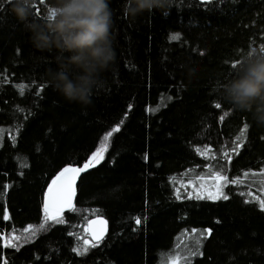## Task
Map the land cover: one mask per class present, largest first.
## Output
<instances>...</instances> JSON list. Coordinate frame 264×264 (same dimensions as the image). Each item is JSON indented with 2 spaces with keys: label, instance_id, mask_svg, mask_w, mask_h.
Masks as SVG:
<instances>
[{
  "label": "trees",
  "instance_id": "trees-1",
  "mask_svg": "<svg viewBox=\"0 0 264 264\" xmlns=\"http://www.w3.org/2000/svg\"><path fill=\"white\" fill-rule=\"evenodd\" d=\"M169 2L133 20L110 0L116 57L83 108L48 84L55 53L0 0V264H264V128L220 98L232 64L264 46V0ZM100 147L64 222L41 229L51 182ZM214 181L227 199L196 193ZM92 219L107 224L99 242Z\"/></svg>",
  "mask_w": 264,
  "mask_h": 264
},
{
  "label": "clouds",
  "instance_id": "clouds-1",
  "mask_svg": "<svg viewBox=\"0 0 264 264\" xmlns=\"http://www.w3.org/2000/svg\"><path fill=\"white\" fill-rule=\"evenodd\" d=\"M9 2L11 14L29 33L32 47L55 53L57 67L47 69L48 84L69 103L83 108L91 105L101 74L116 57L110 0H44L40 17L33 10L41 0ZM169 7V0H126L123 14L134 20L153 10L167 14ZM234 64L236 75L222 85L220 98L232 110L250 114L256 126L264 128V52L251 47Z\"/></svg>",
  "mask_w": 264,
  "mask_h": 264
},
{
  "label": "snow or ice",
  "instance_id": "snow-or-ice-1",
  "mask_svg": "<svg viewBox=\"0 0 264 264\" xmlns=\"http://www.w3.org/2000/svg\"><path fill=\"white\" fill-rule=\"evenodd\" d=\"M44 3V0H41V4ZM37 15H39V11L37 10L36 12ZM172 40H178L180 39L179 35H173L171 36ZM261 51L264 52V46H261ZM202 54V53H201ZM235 66V64H232V68ZM18 91L20 92L21 95L24 94L25 86L24 85H19ZM217 109L221 108L220 104L214 105ZM225 115H228V113H225ZM221 120L224 119V116L220 117ZM118 128H114L112 132L118 131ZM246 130H247V125H244V127L240 130V135L237 137L238 140L241 142L243 141V138L246 136ZM112 132H109L105 137L104 140L107 141L108 138L112 135ZM104 151V148L101 147L98 149L97 152L93 154V156L90 158V160L85 163L83 168H74V167H66L53 181H52V186L49 187L48 189V194L45 198L44 201V221L40 224V228L43 229L49 219L53 220L55 223H63V219L60 217V213L64 210V207L66 205H70L71 203V194L73 191V181L75 179V176L79 174L81 171H86L89 167L94 166L95 162L100 158L101 153ZM198 152L200 151L199 149L197 150ZM203 155L204 153L201 152ZM71 174V175H68ZM252 175H257L256 173H252ZM261 176V180L259 181L261 184V192L264 193V169H262L259 173ZM245 176H248V173H245ZM217 180H226V177L219 176L218 174L215 177ZM234 184H239L242 183L240 180H234L232 181ZM244 195V193H241ZM251 195V193H249ZM200 198V197H198ZM213 199H227V196L224 195L222 192H218L215 196L210 197ZM254 200L256 198H253ZM248 200H245V203H248ZM259 203L260 209L264 211V195H262L259 200L257 201ZM50 204L53 208V212L50 214L49 213V208ZM8 217L5 216V219ZM103 223V221H101ZM137 223H139V220H137ZM31 227V226H30ZM29 229H25V231H28ZM12 239H16L13 237ZM197 244H199V241H196ZM5 246H12L9 243H6ZM95 246V245H92ZM86 251V249H84ZM74 251H77L74 249ZM78 254H80L78 252ZM194 254V253H189V255ZM185 260V264H188V257L184 256L182 257ZM6 264V262H5Z\"/></svg>",
  "mask_w": 264,
  "mask_h": 264
},
{
  "label": "water",
  "instance_id": "water-1",
  "mask_svg": "<svg viewBox=\"0 0 264 264\" xmlns=\"http://www.w3.org/2000/svg\"><path fill=\"white\" fill-rule=\"evenodd\" d=\"M85 165L82 164L80 166H77V165H73V166H70V167H74V168H83ZM91 167H89L86 171H81L79 174H77L75 176V179L73 181V191H72V194H71V203L70 205H66L64 207V210L60 213V214H63L65 213L66 211L69 210V208L71 207L72 203H73V200H74V196H75V191H76V188H77V185H78V182L80 180V178L82 177L83 174H85L86 172L90 171ZM59 175V174H58ZM57 175V176H58ZM68 175H71V174H68ZM56 176V177H57ZM55 177V178H56ZM54 178V179H55ZM52 186V182L51 184L49 185V187ZM48 187V189H49ZM48 189L46 190L45 192V197H44V201H45V198L48 194ZM44 201H43V206H44ZM49 212H53V208L50 204V208H49ZM101 221H103V223H101ZM87 230H88V233L92 239V241L94 242H99L100 240H102L106 234V231H107V224L104 220L102 219H92L91 221L88 222L87 224Z\"/></svg>",
  "mask_w": 264,
  "mask_h": 264
},
{
  "label": "rangeland",
  "instance_id": "rangeland-1",
  "mask_svg": "<svg viewBox=\"0 0 264 264\" xmlns=\"http://www.w3.org/2000/svg\"><path fill=\"white\" fill-rule=\"evenodd\" d=\"M103 152L101 153L99 159H101V157L103 155ZM218 192H221L220 191V184L218 183V181L210 182L209 184H204V185L203 184L201 185V183H199V188L196 190V193H198V194L199 193L200 194L201 193H204V194L208 195L209 197L215 196ZM51 213L52 212H50V214ZM48 221H53V220L49 219ZM169 264H176V262L175 261H172Z\"/></svg>",
  "mask_w": 264,
  "mask_h": 264
}]
</instances>
